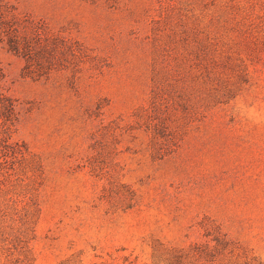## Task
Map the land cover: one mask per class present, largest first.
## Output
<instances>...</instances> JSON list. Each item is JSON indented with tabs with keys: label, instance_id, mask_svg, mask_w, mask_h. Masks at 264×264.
<instances>
[{
	"label": "rangeland",
	"instance_id": "374dc122",
	"mask_svg": "<svg viewBox=\"0 0 264 264\" xmlns=\"http://www.w3.org/2000/svg\"><path fill=\"white\" fill-rule=\"evenodd\" d=\"M9 1L68 35V70L35 79L0 48L15 106L0 102V264H264V50L243 47L247 80L225 102L170 82L164 156L142 108L177 55L155 49L153 18L131 15L143 6Z\"/></svg>",
	"mask_w": 264,
	"mask_h": 264
},
{
	"label": "trees",
	"instance_id": "16d2710c",
	"mask_svg": "<svg viewBox=\"0 0 264 264\" xmlns=\"http://www.w3.org/2000/svg\"><path fill=\"white\" fill-rule=\"evenodd\" d=\"M135 1L143 9L130 8L131 15L153 18L155 49L177 55L165 65L173 72L169 83H156L153 100L142 108L154 151L165 156L171 139L163 136L177 112L175 91L167 88L175 87L170 82L181 83L186 77L202 81L210 86L216 103L234 96L248 75L247 65L242 61L235 65L234 60L242 59L243 47L264 50V0ZM78 45L77 41L70 45L73 54L82 49ZM0 48L24 58L26 75L35 79L68 70V35L53 30L45 19L21 15L9 0H0ZM3 75L0 66V102L6 101L5 108L12 112L14 103L1 87Z\"/></svg>",
	"mask_w": 264,
	"mask_h": 264
}]
</instances>
